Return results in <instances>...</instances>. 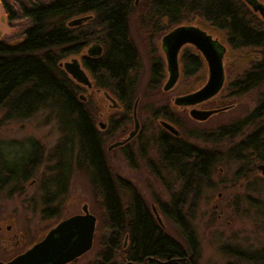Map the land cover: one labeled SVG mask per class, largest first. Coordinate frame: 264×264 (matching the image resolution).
I'll return each mask as SVG.
<instances>
[{
	"label": "trees",
	"instance_id": "1",
	"mask_svg": "<svg viewBox=\"0 0 264 264\" xmlns=\"http://www.w3.org/2000/svg\"><path fill=\"white\" fill-rule=\"evenodd\" d=\"M0 1L10 26L23 28L14 43L0 41V110H5L8 120L29 119L45 109L56 116L62 135L58 155H66L68 161L63 164L62 159L58 165L55 183L46 188V202H55L66 194L75 158V164L88 173L103 209L100 225L104 235L92 264H199L196 235L180 209L183 200L173 195L171 203H161L160 208L179 225L186 246L164 230L133 183L116 175L108 162L105 146L121 125L131 121L143 68L130 32V16L137 14L150 45L147 97L149 92L163 93L166 76L165 60L155 42L180 25H190L197 19L223 33L232 52L254 55L249 66L227 87L233 97L258 91L257 106L246 117L206 131L190 128L169 104L150 109L154 120L168 122L179 130L180 135L175 136L161 129L153 142L164 169L177 173L182 180V191L199 188L223 160L242 161L255 156L264 161V20L244 0H140L138 4L136 0ZM78 19L84 21L71 24ZM93 45L101 46L102 54L82 56V66L93 86L123 109V120L112 119L106 131L97 127L93 102L81 99L84 87L61 66L64 59L79 56ZM180 64L182 75L191 78L204 68L205 60L190 47L181 52ZM249 127L254 128L253 132L227 151L216 149ZM189 139L214 148L199 146ZM124 151L132 160L125 148ZM39 158L32 157L21 171L0 170V194L9 184L30 179ZM55 210H45L44 218L55 216ZM258 254V260L244 261L264 264V250Z\"/></svg>",
	"mask_w": 264,
	"mask_h": 264
},
{
	"label": "rangeland",
	"instance_id": "2",
	"mask_svg": "<svg viewBox=\"0 0 264 264\" xmlns=\"http://www.w3.org/2000/svg\"><path fill=\"white\" fill-rule=\"evenodd\" d=\"M260 1L264 3V0ZM129 25L143 64L136 100L138 101L136 115L140 126L137 135L129 143V149L126 148L128 153H132L130 154L132 160L125 155L124 148L110 150V147L128 138L134 131V113L131 114V121L127 125H121L119 122L121 125L119 131L110 141L108 140L105 149L113 172L133 183L153 213L156 210L164 230L186 246L179 225L168 219L160 208L161 203L170 204L173 195L183 200L180 209L185 223L196 235L200 252L199 264H251L244 260H258V253L264 250V175L263 171L259 170L264 161L255 156L242 161L223 160L213 167L211 175L199 188L182 191L183 183L179 175L164 169L161 164L153 137L164 128L161 125L162 120L153 119L150 109L169 104L190 128L206 131H213L246 117L257 106L258 91L253 90L245 95L233 97L230 96L227 87L249 66V61L254 55L232 52L227 47L224 56L226 83L223 90L210 102L196 107L200 110L227 109L200 122L190 116L191 108L177 107L174 102L177 97L196 92L206 85L209 78L206 62L204 68L191 78L182 75L181 66L180 78L175 87L170 91H164L163 87L169 73L162 49L163 36L160 37L155 44L166 64L163 93L155 95L149 92L150 96L147 97L145 92L151 66L148 36L139 26L136 13L130 16ZM190 25L202 28L226 45L224 34L208 24L196 19ZM22 31L21 26H10L5 8L0 1V41L14 43L20 38ZM190 47L192 46H185L183 50ZM87 51L88 48L81 55L64 59L62 63L74 58L81 62L82 56H88ZM84 70L91 80L88 71ZM84 89L85 92L81 96L84 101L93 102L92 111L100 130L106 131L110 128L112 119L123 120L122 107H119L117 101L115 106L106 97V92L94 86ZM5 113L4 109L0 110V170L3 173L21 171L32 157L40 158L30 179L18 185L9 184L0 194V260L7 261L24 252L42 240L63 219L82 214L84 205H88L90 213L97 218L93 248L71 264H92L97 259L104 235L100 225L103 209L88 173L75 164V158L71 164L66 194L55 202L46 203V185L55 183L57 167L62 159L63 164L68 161L66 155H61L63 158L58 155L57 146L62 135L56 116L45 109L29 119L8 120ZM176 130L179 132L177 128ZM253 130V127L247 128L241 135L225 141L216 149L227 151L250 135ZM189 141L199 146L214 148L212 144H203L192 139ZM48 209H56L55 216L44 218V211Z\"/></svg>",
	"mask_w": 264,
	"mask_h": 264
},
{
	"label": "water",
	"instance_id": "3",
	"mask_svg": "<svg viewBox=\"0 0 264 264\" xmlns=\"http://www.w3.org/2000/svg\"><path fill=\"white\" fill-rule=\"evenodd\" d=\"M139 1L136 0V4ZM244 2L264 20V4L257 0H244ZM83 21V19H78L71 24L79 25ZM185 46H192L201 54L207 64L209 78L206 85L200 90L177 97L175 105L191 108L190 116L194 120L204 122L226 109L200 110L196 108L197 105L215 98L225 86L224 54L226 47L215 40L207 31L195 25H180L164 35L162 49L165 53L169 73L168 80L163 87L164 91L172 90L180 78V55ZM101 54L102 47L99 45H93L88 49V56L90 57H99ZM61 66L79 85L88 88L93 87L92 81L77 58L61 63ZM105 95L116 106V101L107 93ZM81 99H83L82 96ZM137 102L134 106V131L128 138L112 145L110 150L125 145L137 135L140 126L136 115ZM162 126L174 135H180L172 124L162 122ZM259 170H262L264 175V165L260 166ZM154 213L161 224V219L156 210ZM96 227L97 218L90 213L88 205H84L82 214L71 216L60 222L47 234L44 240L12 261L0 262V264H70L93 248Z\"/></svg>",
	"mask_w": 264,
	"mask_h": 264
},
{
	"label": "flooded vegetation",
	"instance_id": "4",
	"mask_svg": "<svg viewBox=\"0 0 264 264\" xmlns=\"http://www.w3.org/2000/svg\"><path fill=\"white\" fill-rule=\"evenodd\" d=\"M257 1H259V2L262 3V4H264V3L261 2L260 0H257ZM259 16H260V15H259ZM211 35H212V34H211ZM212 36H213V35H212ZM213 38H214V37H213ZM214 39H215V40H218V39H216V38H214ZM218 41H219V40H218ZM219 42H220V41H219ZM220 43H221V42H220ZM221 44H223V43H221ZM223 45H224V44H223ZM224 46L226 47V52H225V54H224V56H225L226 53H227V47H228V46H226V45H224ZM89 48H90V47H89ZM89 48H88V49H89ZM87 53H88V51H87ZM188 94H189V93H188ZM184 95H185V94H184ZM181 96H182V95H181ZM114 100H115V99H114ZM211 100H212V99H211ZM211 100H209V101H207V102H205V103L199 104V105H197L196 107L201 106V105H204V104L210 102ZM115 101H116V100H115ZM174 104H175V102H174ZM175 106H177V105H175ZM119 107H120V105H119ZM177 107H179V106H177ZM183 108H184V107H183ZM187 108H189V107H187ZM224 109H225V108H224ZM226 109H227V108H226ZM223 111H224V110H223ZM221 112H222V111H221ZM133 113H134V110H133ZM161 125H162V123H161ZM162 127L164 128V126H162ZM164 129H166V128H164ZM166 130H167V129H166ZM167 131H169V130H167ZM169 132H170V131H169ZM171 133H172V132H171ZM172 134H173V133H172ZM175 136H176V135H175ZM132 140H133V139H132ZM132 140H131V141H132ZM131 141H129V142L126 143L125 145L120 146V147H117V148H125V149H126V148H128V147L130 146L129 143H131ZM119 142H120V141H119ZM128 149H129V148H128ZM126 150H127V149H126ZM130 154H132V153H130ZM46 186L48 187L49 185L47 184ZM47 187H45V191H46V188H47ZM46 194H47V193H46ZM47 197H48V194H47ZM46 203H47V202H46ZM73 216H74V215H73ZM66 219H67V218H66ZM64 220H65V219H63L62 221H64ZM62 221H61V222H62ZM59 223H60V222H59ZM59 223H58V224H59ZM58 224H57V225H58ZM57 225H56V226H57ZM56 226H55V227H56ZM55 227H54V228H55ZM52 229H53V228H52ZM52 229H51V230H52ZM51 230H50V231H51ZM50 231H49V232H50ZM49 232H48V233H49ZM48 233H47V234H48ZM47 234H46V236H47ZM46 236H45L42 240H44V239L46 238ZM42 240H40V241L34 243V244H33L31 247H29L27 250H29L30 248H32L34 245H36L37 243L41 242ZM94 241H95V238H94ZM27 250H25L24 252L18 254L17 256H19V255L25 253ZM17 256H15V257H13L12 259L7 260V261H2V260H0V262L8 263V262L12 261L14 258H16ZM72 263H73V262H72ZM70 264H71V263H70Z\"/></svg>",
	"mask_w": 264,
	"mask_h": 264
}]
</instances>
